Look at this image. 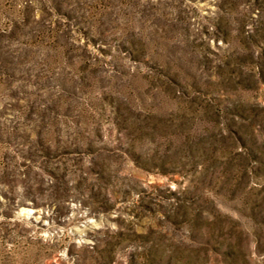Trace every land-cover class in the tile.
<instances>
[{
    "label": "rangeland",
    "instance_id": "374dc122",
    "mask_svg": "<svg viewBox=\"0 0 264 264\" xmlns=\"http://www.w3.org/2000/svg\"><path fill=\"white\" fill-rule=\"evenodd\" d=\"M0 264H264V0H0Z\"/></svg>",
    "mask_w": 264,
    "mask_h": 264
}]
</instances>
